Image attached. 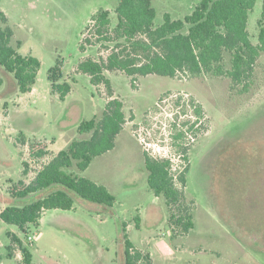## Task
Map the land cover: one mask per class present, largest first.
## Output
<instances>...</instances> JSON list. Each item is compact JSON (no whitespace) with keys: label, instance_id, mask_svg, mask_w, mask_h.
I'll return each instance as SVG.
<instances>
[{"label":"rangeland","instance_id":"1","mask_svg":"<svg viewBox=\"0 0 264 264\" xmlns=\"http://www.w3.org/2000/svg\"><path fill=\"white\" fill-rule=\"evenodd\" d=\"M201 1L152 0L155 27L166 14L185 19ZM118 2L0 0L14 32L13 45L20 43L21 55L41 62L32 93L10 94L13 83L5 77L0 89V213L16 204L9 194L13 184L30 183L71 142L88 139L79 134L82 122L102 119L111 93L105 85H92L78 67L109 52L99 46L82 52L80 45L100 11H109L116 27ZM261 13L258 0L248 23L255 45ZM57 65L60 83L72 87L64 101L49 80ZM105 75L114 98L125 104L127 124L113 151L94 159L84 172L68 171L105 186L116 198L113 208L107 211L76 196L73 210L45 212L39 226H30L26 234L0 220V264H124L123 225L135 249L149 254L154 264H229L226 248L240 241L236 233L242 224L264 227V53L247 93L244 85L212 75L138 77L136 89L121 72ZM180 133L184 140L176 139ZM39 143L49 152L42 159L30 156ZM182 146L188 150L185 192L196 224L188 233L170 222L165 199L148 185L144 164L146 152L171 160L178 171L185 164ZM242 211L248 215L239 218ZM24 249L31 254L29 263ZM234 254L240 257L239 251Z\"/></svg>","mask_w":264,"mask_h":264},{"label":"trees","instance_id":"2","mask_svg":"<svg viewBox=\"0 0 264 264\" xmlns=\"http://www.w3.org/2000/svg\"><path fill=\"white\" fill-rule=\"evenodd\" d=\"M257 2L202 0L183 20H174L166 14L164 23L159 27H155L157 13L152 0H119L115 7L117 25L114 28L109 11L102 10L95 15L92 18L94 26L91 30L87 28L90 35L82 39L80 50L85 52L87 46H99L109 53L99 61H82L78 70L89 76L92 85H105L111 93V100L101 120L94 118L80 125L79 134L89 135L88 139L71 142L30 183L20 180L12 185L9 194L13 202L26 201V204L7 206L0 213V220L26 234L30 226H39L45 212L73 210L76 196L110 211L116 198L105 186L68 171L76 168L84 172L94 159L113 151L117 137L127 124L125 104L120 98H114L111 81L105 72L123 73L131 79L133 89H136L138 77L175 79L181 75L188 78L212 75L230 79L237 87L244 85L243 92L247 93L255 66L264 53V0L258 20V44L252 43L248 30L249 16ZM13 37L9 19L0 10V89L6 83L5 77L13 83L10 94L24 95L32 92L41 62L33 56L21 55L18 52L20 43L15 47ZM61 79L60 66L51 68L49 80L52 90L64 101L72 87L68 83L61 84ZM197 115H202L200 110H197ZM185 138L184 133L176 136L177 140ZM181 149L185 164L178 171L171 160L154 158L146 152L144 164L148 185L157 197L165 199L171 213L170 222L182 225L188 233L194 228L185 192L189 157L187 148L182 146ZM48 154L44 144L31 147L30 156L33 158L42 159ZM27 168L25 163V175H28ZM121 227L124 228L120 238L124 264H154L149 254L135 249L126 233V226ZM137 228H140L138 224ZM23 253L29 263L31 254L25 249Z\"/></svg>","mask_w":264,"mask_h":264},{"label":"crops","instance_id":"3","mask_svg":"<svg viewBox=\"0 0 264 264\" xmlns=\"http://www.w3.org/2000/svg\"><path fill=\"white\" fill-rule=\"evenodd\" d=\"M238 214L240 215L239 218H244L248 215L247 212L244 211L238 212ZM244 225L245 224L243 223L239 228V231H237L236 233L238 234L239 232L241 236V238L239 239L240 241L234 240L233 244H231L228 249L226 248L227 260L230 259L229 264H264V238L258 236H264V227L263 229L257 230L255 226L250 227L248 223L245 226ZM195 226L196 224L194 223L193 230L195 229ZM254 236H256L257 238H255ZM238 251L240 253V257L234 254Z\"/></svg>","mask_w":264,"mask_h":264}]
</instances>
